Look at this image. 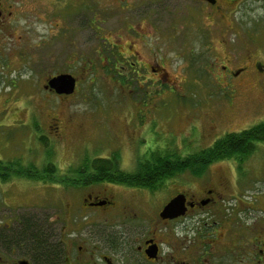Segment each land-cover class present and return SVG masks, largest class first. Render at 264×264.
<instances>
[{"label": "rangeland", "instance_id": "1", "mask_svg": "<svg viewBox=\"0 0 264 264\" xmlns=\"http://www.w3.org/2000/svg\"><path fill=\"white\" fill-rule=\"evenodd\" d=\"M158 1L155 15L146 7L148 0L74 1L62 9L60 16L69 15L62 23L53 12L55 0H13V30L0 32V160L55 166L46 175L61 178L69 163L117 152L121 167L133 170L153 150L187 155L264 119V82H258L260 72L250 60L258 55L264 62L263 0H220L215 19L223 16V26L231 30L214 42L205 40L216 27L208 3ZM90 5L98 14L92 16ZM96 17L97 31L89 27L96 26ZM235 17L242 34L236 49L224 42L234 36ZM135 50L139 57L132 55ZM81 58L99 64L76 66L73 59ZM244 64L248 75L236 77L234 86L222 78L223 65ZM60 72L79 80L68 98L44 87L50 75ZM215 126V135L206 138L193 131ZM240 170L231 160H221L207 175L213 180L229 176L230 192L246 193L242 204L253 205V217L264 221V143ZM24 171L0 181V235L12 226L18 229L20 218L32 217L35 232L47 241L41 226L60 218L63 194L54 184H44L50 175L29 178ZM235 178L239 184L234 185ZM11 220L10 229L3 227ZM17 256L11 252L7 264Z\"/></svg>", "mask_w": 264, "mask_h": 264}, {"label": "flooded vegetation", "instance_id": "2", "mask_svg": "<svg viewBox=\"0 0 264 264\" xmlns=\"http://www.w3.org/2000/svg\"><path fill=\"white\" fill-rule=\"evenodd\" d=\"M55 1L56 7L54 6L53 12L62 19V23L69 16H60L62 9L70 8L74 1L79 2V0ZM191 1L200 3L201 6L208 3L206 6L209 5L207 9L209 7L214 13V21L220 0ZM157 2L159 1L148 0L146 4L154 15L158 11H155L157 7L153 3ZM168 4L166 2V5ZM122 5L123 3L120 4ZM90 6L93 16L96 12L93 11V6ZM78 13L81 11L78 10ZM14 14L13 0H0V32L13 30L11 25ZM222 19L223 16L220 20L215 19L216 27L210 29V32L207 31L206 41L211 39L214 42L224 35V32L231 30H226ZM232 19L234 36L228 39L229 41L225 39L224 42H227L228 47L236 49L242 42V34L237 29L240 23L236 17ZM93 21L96 26L92 24L89 27L97 31V17L93 18ZM257 25L258 22L256 27ZM132 55L140 56L138 50L133 51ZM73 60L79 67L89 63L99 64L98 59L93 58ZM250 60L253 67L260 72L257 74L258 82H264V75H260L264 74V62L259 60L258 55H252ZM127 62V65L137 63ZM127 65L122 64L124 68ZM222 67L225 70L222 78L232 86H234L232 81L236 77H247L250 68L246 64L237 68L229 65ZM55 75H50L49 78ZM72 75L76 78V91L79 80L76 75ZM46 84L45 89L63 98L75 93V91L70 94L57 93L55 89L46 87ZM211 129L212 127L204 130L194 127L193 131H197L201 135L199 137L206 138L215 135L216 126L215 129ZM78 168L87 167L83 163L78 165L69 163L61 173L71 180L97 177L92 167L90 172H83L81 175L74 171ZM48 179L49 182L44 180V184H54L63 194L64 205L59 219L55 217L46 220L41 226L44 228L43 235L48 239L44 251L46 258L44 264H264V221L253 217V213L256 214V211L252 210L253 205L242 204V196L246 193L242 195L241 189L239 191L236 188L235 194L230 192L232 180L229 176L224 175L213 180L207 173L202 176L184 173L168 181L167 185L171 183L177 186L167 188L169 190L166 191L163 188L153 190L114 183L107 179L98 182H63L62 178L56 177L54 179L57 180L50 177ZM237 183L238 179L235 178L234 185ZM98 186H102L100 192L97 191ZM177 195H182L183 199L179 206L181 212L175 215H162L166 204ZM18 222L20 224L18 229L12 226V220L6 221L3 225L9 229L12 226L10 229L12 231L5 237L0 235V264H7L8 255L15 251L18 256L14 264H39L38 253H35L33 243L28 240L26 234V226L34 225V219L20 218ZM50 254L53 255V259Z\"/></svg>", "mask_w": 264, "mask_h": 264}, {"label": "trees", "instance_id": "3", "mask_svg": "<svg viewBox=\"0 0 264 264\" xmlns=\"http://www.w3.org/2000/svg\"><path fill=\"white\" fill-rule=\"evenodd\" d=\"M260 143H264V119L242 130L226 132L212 144L187 155L171 152V150H153L149 157L139 159L137 166L133 170H125L121 167L119 153L117 152H114L111 156L86 159L81 163L87 168H78L74 171L81 175L83 172H90L92 167L94 168V173L97 174L96 178L88 180L76 178L71 180L66 178L65 175H61V180L63 182H98L107 179L115 183L156 190L161 189L168 181L184 173L202 176L207 173L209 167L214 162L221 160H231L237 164L240 170L245 162L254 155ZM23 165L19 159L10 161L0 160V181L9 180L13 175L12 173H21L20 171L23 170H25L24 174L29 178L39 177L40 179H44L47 177V173L56 170L55 166L51 168V166L44 165L38 168L35 165L28 167L25 165L24 167ZM50 178L57 180L54 179L53 175ZM36 230L37 228L34 225L26 226L28 240H39L38 244L34 243L33 249L35 253H38L37 260L39 264H44L46 261L45 252L40 249L44 248L43 245H46V241L42 240V235L40 232L36 233ZM50 257L52 258L53 255L50 254Z\"/></svg>", "mask_w": 264, "mask_h": 264}, {"label": "water", "instance_id": "4", "mask_svg": "<svg viewBox=\"0 0 264 264\" xmlns=\"http://www.w3.org/2000/svg\"><path fill=\"white\" fill-rule=\"evenodd\" d=\"M214 1V0H209ZM46 87H51L56 90L57 93L70 94L75 91L76 78L69 72H62L52 76L48 79ZM183 203L182 195H177L172 198L164 207L162 215H175L181 212L179 206Z\"/></svg>", "mask_w": 264, "mask_h": 264}]
</instances>
